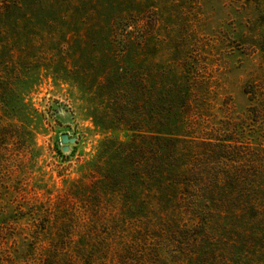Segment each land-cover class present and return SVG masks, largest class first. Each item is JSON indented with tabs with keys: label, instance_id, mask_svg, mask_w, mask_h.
I'll list each match as a JSON object with an SVG mask.
<instances>
[{
	"label": "rangeland",
	"instance_id": "1",
	"mask_svg": "<svg viewBox=\"0 0 264 264\" xmlns=\"http://www.w3.org/2000/svg\"><path fill=\"white\" fill-rule=\"evenodd\" d=\"M261 82L264 0H0V257L28 250L29 208L80 207L69 190L101 140H129L117 92L141 130L170 99L207 129L246 118L244 89Z\"/></svg>",
	"mask_w": 264,
	"mask_h": 264
},
{
	"label": "trees",
	"instance_id": "2",
	"mask_svg": "<svg viewBox=\"0 0 264 264\" xmlns=\"http://www.w3.org/2000/svg\"><path fill=\"white\" fill-rule=\"evenodd\" d=\"M244 92L251 102L246 118L230 115L204 129L198 114L194 127L170 99L154 132L135 125L130 103L117 92L116 129L131 131L129 140H101L78 167L84 176L69 195L79 208H29L35 229L28 250L0 257V264H258L264 82Z\"/></svg>",
	"mask_w": 264,
	"mask_h": 264
},
{
	"label": "water",
	"instance_id": "3",
	"mask_svg": "<svg viewBox=\"0 0 264 264\" xmlns=\"http://www.w3.org/2000/svg\"><path fill=\"white\" fill-rule=\"evenodd\" d=\"M62 142L65 144V145H68V144H75L77 142V139L76 138H70L69 135L65 134L63 135L62 137ZM64 152H69V147L66 146L64 148Z\"/></svg>",
	"mask_w": 264,
	"mask_h": 264
}]
</instances>
